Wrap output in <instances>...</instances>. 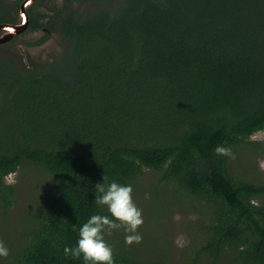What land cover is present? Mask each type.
I'll return each instance as SVG.
<instances>
[{"label":"trees","instance_id":"obj_1","mask_svg":"<svg viewBox=\"0 0 264 264\" xmlns=\"http://www.w3.org/2000/svg\"><path fill=\"white\" fill-rule=\"evenodd\" d=\"M93 1L86 18L70 13L58 26L26 11L24 32L43 35L22 43L57 33L67 42L60 59L0 58V205L15 206L5 178L24 163L54 177L0 264H84L63 250L91 215H110L95 203L96 185L106 175L132 186L147 170L166 206L171 196L200 216L183 264H264V176L252 158L235 169L215 154L255 149L264 130V0ZM135 247L111 246L115 264L168 257Z\"/></svg>","mask_w":264,"mask_h":264},{"label":"rangeland","instance_id":"obj_2","mask_svg":"<svg viewBox=\"0 0 264 264\" xmlns=\"http://www.w3.org/2000/svg\"><path fill=\"white\" fill-rule=\"evenodd\" d=\"M13 0H1V5H9ZM70 0H47L40 7V12L44 16V22L54 21V26H58L59 21L70 13H75L81 18H86L88 14L96 10L99 4L93 0H82L74 2L68 6ZM121 0H110L112 6L117 5ZM5 14H1L2 18ZM21 21V17H16ZM2 35L3 31L0 32ZM43 35L42 32H32L17 35L18 38L11 43L0 45V58L13 60L18 65L34 66L43 65L60 59L67 50V42L57 33L43 45L29 47L22 41H35ZM257 142V148H244L235 150L234 168L247 166V158H252L258 172L264 176V130L255 133L252 138ZM146 175L137 180L132 185L133 200L136 206L142 210L143 225L139 229L143 237L142 243L136 244L141 254L146 253V257L154 258L156 253L168 254L166 262L163 264H183L186 262V251L194 242V229L198 213L190 209H183L179 203L174 204L175 198L170 196L171 206H166L169 202L165 200L166 191L158 189L155 185L158 176L151 171H146ZM8 184L15 185L17 189L16 203L13 208L5 209L0 205V241H3L10 250V255L14 252L17 238L23 227L24 217L36 206L39 205L42 197L54 186V177L46 170L31 163H24L17 172L5 178ZM146 194L148 198H146ZM173 201V202H172ZM162 203V205L160 204ZM106 243L111 247L125 240L123 229L114 230L111 235L105 236ZM139 254V255H141ZM9 255V256H10ZM5 258L0 257V263ZM205 264H212L207 259ZM225 263V262H222Z\"/></svg>","mask_w":264,"mask_h":264},{"label":"clouds","instance_id":"obj_3","mask_svg":"<svg viewBox=\"0 0 264 264\" xmlns=\"http://www.w3.org/2000/svg\"><path fill=\"white\" fill-rule=\"evenodd\" d=\"M217 156H226L235 159L230 148L217 146ZM103 183L95 187V203L106 208L110 215L93 214L79 229L77 246L65 247V256L75 259L83 258L84 264H115L113 249L106 243L105 236L111 235L114 230L125 232V243L128 246L142 243L143 237L139 229L144 223L142 210L133 200L131 185H122L115 181L107 183L106 175ZM146 198H148L146 194ZM10 250L3 241H0V257L8 258Z\"/></svg>","mask_w":264,"mask_h":264},{"label":"water","instance_id":"obj_4","mask_svg":"<svg viewBox=\"0 0 264 264\" xmlns=\"http://www.w3.org/2000/svg\"><path fill=\"white\" fill-rule=\"evenodd\" d=\"M34 0H25L22 3L21 9H20V16L21 20L23 19L25 21L24 24H0V31H3L2 35L0 36V45L10 42L14 36L21 34L24 32L27 24V14L25 12V9L28 5H30ZM23 21V22H24Z\"/></svg>","mask_w":264,"mask_h":264},{"label":"flooded vegetation","instance_id":"obj_5","mask_svg":"<svg viewBox=\"0 0 264 264\" xmlns=\"http://www.w3.org/2000/svg\"><path fill=\"white\" fill-rule=\"evenodd\" d=\"M24 1L25 0H13L12 3L9 4L8 6L7 5L6 6L5 5H1V2H0V13L5 14L4 17H3V20L0 21V24H8V23H4V19H6L8 22H10L9 21L10 18L8 19V16H10V15L13 16V17H17V16L19 17L20 16V9H21L22 3ZM44 1H47V0H34L30 5H28L26 7L25 12L26 11L28 12L31 7H34L35 8L34 11L36 10L35 12L41 13L39 9L42 6ZM27 12H26V14H27ZM23 21L24 20L22 19L19 23L20 24L21 23L24 24L25 21L24 22ZM12 23H18L17 19H16L15 22L12 21ZM12 25H15V24H12ZM38 32H40V31H38Z\"/></svg>","mask_w":264,"mask_h":264}]
</instances>
